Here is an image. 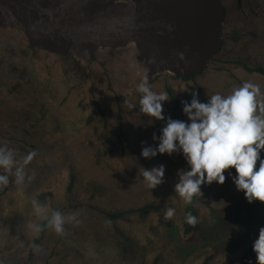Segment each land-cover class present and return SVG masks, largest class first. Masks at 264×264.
<instances>
[{
  "label": "rangeland",
  "instance_id": "rangeland-1",
  "mask_svg": "<svg viewBox=\"0 0 264 264\" xmlns=\"http://www.w3.org/2000/svg\"><path fill=\"white\" fill-rule=\"evenodd\" d=\"M223 5L227 16L222 50L200 76L189 79L166 72L148 78L132 45L100 49L91 61H84L73 54L59 57L30 48L15 26L0 27V144L14 149L17 159L36 152L25 168L34 177L30 183L17 186L9 174V184L0 187V260L234 264L252 248L264 227V203L249 204L228 170L223 185L201 184L193 207L197 228L183 236L187 204L175 192L186 163L183 155H140L144 147H157L162 128L172 119L174 101L180 120L187 122L182 108L193 92L206 103L213 94L228 95L251 81L264 94V0H223ZM142 76L152 91L167 93L164 120L140 111L136 86ZM125 101L135 106L128 109ZM159 165L165 169L163 182L149 190L142 169ZM73 175L74 188L69 190ZM39 196L46 215L76 214L79 223H66L62 235L49 228L35 244L37 236L27 224L45 221L31 203H40ZM146 205L158 209L138 212ZM168 208L175 212L165 221ZM121 213L116 219L108 216Z\"/></svg>",
  "mask_w": 264,
  "mask_h": 264
},
{
  "label": "water",
  "instance_id": "water-1",
  "mask_svg": "<svg viewBox=\"0 0 264 264\" xmlns=\"http://www.w3.org/2000/svg\"><path fill=\"white\" fill-rule=\"evenodd\" d=\"M226 16L223 0H0V27L15 26L30 48L91 61L132 45L148 78L200 76L222 50Z\"/></svg>",
  "mask_w": 264,
  "mask_h": 264
},
{
  "label": "clouds",
  "instance_id": "clouds-1",
  "mask_svg": "<svg viewBox=\"0 0 264 264\" xmlns=\"http://www.w3.org/2000/svg\"><path fill=\"white\" fill-rule=\"evenodd\" d=\"M178 59L184 61V55L178 54ZM139 96L140 111L155 120H164L162 102L168 100L166 92H154L148 84V78L142 76L136 86ZM197 93H192L190 103H184L182 112L187 122L168 118L161 130L156 148L144 147L141 156L145 159L155 157L158 153L171 156L180 151L188 165V170L179 175L175 192L185 204H191L195 196H200L202 183L218 185L225 182L224 172L234 169L233 184L237 191H242L246 201L264 203V94L260 85L245 81L234 88L230 94L219 93L211 95L207 102H199ZM128 109L135 105L125 101ZM151 123V121H149ZM156 140V136H153ZM36 156L35 151H29L20 159L16 151L6 144H0V187L9 184V174L14 176V183L23 186L34 178L25 171L26 166ZM259 164L257 166V162ZM164 166L159 165L151 170L142 169V177L147 189H155L163 182ZM32 207L41 219L46 220L44 226L28 222L27 227L34 236H38L43 227L51 228L56 234L64 233L66 223H79L76 214L64 216L59 211L45 214V208L37 200L31 201ZM175 209L168 208L163 215L165 221L171 220ZM185 221L195 226L197 218L191 213L186 214ZM34 251L39 246L32 245ZM256 254L257 264H264V227L258 232V238L252 244Z\"/></svg>",
  "mask_w": 264,
  "mask_h": 264
},
{
  "label": "trees",
  "instance_id": "trees-1",
  "mask_svg": "<svg viewBox=\"0 0 264 264\" xmlns=\"http://www.w3.org/2000/svg\"><path fill=\"white\" fill-rule=\"evenodd\" d=\"M174 102L175 103H174V110L172 111V113H173L172 119L173 120H180L179 107L177 105V102L176 101H174ZM106 152L108 153V150H106ZM180 154L182 155L181 152H180ZM260 155H261V158H264V150L261 151ZM258 164H259V161L257 162V166H258ZM186 170H188V165L185 163L183 171H186ZM228 172H230L233 175H235V170L234 169H228ZM74 180L75 179H74V175H73V176H71V180L69 182V190H71L72 188H74ZM47 196H49V195H47ZM42 198H43V196H39L38 197V199L40 201V204L43 205L44 204V200ZM197 202H198V196H195L193 198V202L191 204H187V206H186V208L184 210L183 220H182L183 230L181 231L183 236H188V234L192 233L197 228V223H196L195 226H190L185 221V216L188 213H191L193 216L196 217V213H195L193 207H194V205ZM157 209L158 208L156 206L146 205L142 209L138 210V212H143V211H156ZM122 215H123V213H121V214H114V215H108V216H109L110 219H116V218L121 217ZM45 224H46V220L43 221L40 225L44 226ZM48 230H49V228L43 227V230L36 237V239L34 240V243L35 244H38L40 241H42L43 238H44V235L48 232ZM4 260L7 261L6 258H4ZM256 262H257V260H256V254L253 252L252 248H250L234 264H255ZM202 264H208V260L204 261Z\"/></svg>",
  "mask_w": 264,
  "mask_h": 264
},
{
  "label": "bare ground",
  "instance_id": "bare-ground-1",
  "mask_svg": "<svg viewBox=\"0 0 264 264\" xmlns=\"http://www.w3.org/2000/svg\"><path fill=\"white\" fill-rule=\"evenodd\" d=\"M237 7H238V6H237ZM241 12H242V11H241ZM241 14H242V13H241ZM244 14L247 15L246 12H244ZM255 18H256V17H255ZM258 18H259V16H258Z\"/></svg>",
  "mask_w": 264,
  "mask_h": 264
}]
</instances>
